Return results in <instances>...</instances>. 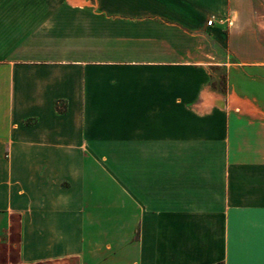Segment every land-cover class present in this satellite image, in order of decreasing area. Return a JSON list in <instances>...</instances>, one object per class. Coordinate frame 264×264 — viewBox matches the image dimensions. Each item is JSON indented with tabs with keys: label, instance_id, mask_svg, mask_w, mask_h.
Wrapping results in <instances>:
<instances>
[{
	"label": "crops",
	"instance_id": "1",
	"mask_svg": "<svg viewBox=\"0 0 264 264\" xmlns=\"http://www.w3.org/2000/svg\"><path fill=\"white\" fill-rule=\"evenodd\" d=\"M0 264H264V0H0Z\"/></svg>",
	"mask_w": 264,
	"mask_h": 264
},
{
	"label": "rangeland",
	"instance_id": "2",
	"mask_svg": "<svg viewBox=\"0 0 264 264\" xmlns=\"http://www.w3.org/2000/svg\"><path fill=\"white\" fill-rule=\"evenodd\" d=\"M212 84L214 87H217L219 90H224L226 96L228 95L229 82L226 71L219 70L217 75L214 77Z\"/></svg>",
	"mask_w": 264,
	"mask_h": 264
},
{
	"label": "built area",
	"instance_id": "3",
	"mask_svg": "<svg viewBox=\"0 0 264 264\" xmlns=\"http://www.w3.org/2000/svg\"><path fill=\"white\" fill-rule=\"evenodd\" d=\"M210 24H212V21L210 22Z\"/></svg>",
	"mask_w": 264,
	"mask_h": 264
}]
</instances>
